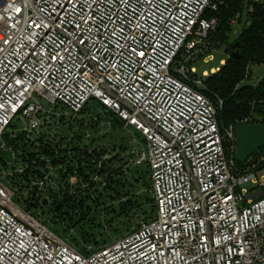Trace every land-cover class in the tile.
<instances>
[{
    "label": "built area",
    "instance_id": "2783aa9c",
    "mask_svg": "<svg viewBox=\"0 0 264 264\" xmlns=\"http://www.w3.org/2000/svg\"><path fill=\"white\" fill-rule=\"evenodd\" d=\"M85 3L94 6L85 7V14L97 13L92 31L102 33L92 37L98 42L93 54L103 57L99 63H81L82 54L75 46L64 50L74 31L66 21L79 12V5L73 8L71 0H0V40L8 41L0 43V104L5 106L0 109V137L15 117L22 120L19 129L29 138L43 130L54 133L56 128H42L52 116L78 117L95 99L121 121V128L131 127L143 137L144 146L133 138L123 154L128 156L126 166L146 162L155 214L111 243L82 252L68 235L53 232L12 200L14 190L8 183L12 169L0 165V264H264V150L244 165L227 154V148L235 152L234 125L221 130L216 106L196 88L207 71L194 76L195 66L189 63L207 48L208 33L217 20L202 14L216 4L212 0ZM16 8L22 11L17 13ZM33 20L48 27L35 28ZM230 23H238V16ZM83 27L86 38L87 25ZM121 28L125 36L135 38L143 57L121 54L119 45L126 43ZM139 28H147L149 34L142 36ZM238 32L233 29L230 36ZM57 46L64 60L45 59L49 50L56 54ZM105 63L115 65L106 76ZM114 77L120 78L114 81ZM130 79L131 86L125 83ZM97 93H103V99ZM137 120L147 132L133 123ZM102 124L110 127L111 121ZM91 134L86 130L85 137ZM0 148L12 153L4 143ZM109 156L106 152L102 159ZM13 158L12 153L9 163ZM54 175L59 177L56 167L47 164L33 185L53 184ZM93 179L101 180L97 175Z\"/></svg>",
    "mask_w": 264,
    "mask_h": 264
},
{
    "label": "trees",
    "instance_id": "16d2710c",
    "mask_svg": "<svg viewBox=\"0 0 264 264\" xmlns=\"http://www.w3.org/2000/svg\"><path fill=\"white\" fill-rule=\"evenodd\" d=\"M212 1L216 8H206L202 17L215 18L217 24L208 33L204 53L226 46L228 55L215 72L202 77V85L196 88L216 106L221 130L254 113L261 118H248V122L264 123V113L258 111V107L264 105V75L255 84L244 83L250 75V64L264 65V0ZM237 16L238 23L242 17L245 21L235 38L230 39L234 29L230 20ZM237 49L239 55L234 58L230 53ZM179 58L180 54L176 59ZM195 59L189 61L190 65ZM193 75L201 76V72ZM51 120L42 128H56L54 133L43 130L29 138L10 123V131L2 134L4 145L10 147L14 158L10 163L0 158V165L12 169L8 183L14 195L26 192V197L20 198V207L53 232L57 233L59 228L67 232L69 242L82 252L97 250L132 231L139 225L138 219L149 221L154 217L150 184L145 181L147 166L143 174L146 189L138 190L136 184L141 175L138 166H126L128 156L123 154L126 142H106L111 128L99 133L101 128H108L102 124L106 120L111 121L110 127L121 129V121L116 116L93 99V103L85 104L78 117L61 114L52 116ZM86 130L92 133L88 138ZM106 152L110 156L102 159ZM227 154L234 155V150L227 148ZM47 164L56 167L59 177L51 176L53 184L33 185V181L41 178ZM17 167L20 170H15ZM94 175L101 180H94ZM71 176H75V181H69ZM147 203L150 204L149 215L145 208ZM104 232L106 237L102 236Z\"/></svg>",
    "mask_w": 264,
    "mask_h": 264
},
{
    "label": "snow or ice",
    "instance_id": "6c2138e0",
    "mask_svg": "<svg viewBox=\"0 0 264 264\" xmlns=\"http://www.w3.org/2000/svg\"><path fill=\"white\" fill-rule=\"evenodd\" d=\"M97 2H98V0H97ZM71 3L73 5V8H75L77 5H79V12H76L74 15L70 14L71 18L66 21L67 23L72 24L74 31L72 33V36L68 37V44L64 50L68 51L73 46H75L77 49H79V52L82 54L81 63H83L84 60H88L89 62L96 60L97 63H99L101 60H103V57L102 56L98 57L97 55L93 54V49L96 48V44L98 42L93 40V38H92L93 35L102 34L99 32H93L92 31V29L94 28V17L97 15V13L94 10L88 14H85V12H84L85 7L92 9L94 6L91 3H85V0H71ZM14 11L19 13L22 10L20 8H16V9H14ZM86 15L88 16V19L85 18ZM116 15H117V19H119V14L117 13ZM45 19H48V17L45 16ZM57 19H58V17H57ZM111 22H112L111 18H109V23H111ZM141 23H146V20L142 21ZM84 25H87V37L86 38H85L86 29H85V27H83ZM32 26L35 28H42V27L47 28L48 27V25L44 24V22L42 20H33ZM139 30H140L142 36L145 34H149L147 28H139ZM65 35H67V34L65 33ZM112 35L113 36L116 35L115 28L112 29ZM120 37L126 41V43L124 45H119V47L121 49V54L124 51H128L131 53L132 56L143 57L145 55L144 52H138L137 51L139 45L137 44L135 38L132 36H125L124 32H123V28H121ZM0 43H3L6 45L8 43L6 37L3 40H0ZM60 43L64 44V41L62 40ZM101 47H103V45H101ZM60 51H61V49L57 46V52L55 55L51 54V51L49 50L44 58L48 59L50 61L51 60H61L62 61V60H64V57L59 55ZM99 51H100V49H97V53H99ZM114 67H115V65H113V64L105 63L104 64L105 76ZM73 68H75V64H73ZM61 71L67 72L68 69L67 68H61ZM116 71L119 72L118 67H116ZM133 71H135V69H133ZM96 74L99 78H102L101 73L99 71H97ZM119 78L120 77H114L113 80L115 81V79H119ZM15 83L17 85H22L23 81L16 80ZM125 83L128 84L129 86H131L132 81L130 79L128 81H125ZM105 88L108 91L109 95H111V89L107 85H105ZM121 92L124 93L125 95H130V93H126L124 91V89H121ZM97 95L101 96V98L103 99V93H97ZM141 95H143V94H141ZM103 102L105 104L112 103L109 100H104ZM4 107L5 106L3 104H0V109H3ZM10 110L14 111V108H12ZM131 111L135 112V109L133 108V109H131ZM133 123L138 124V126L140 127V129L142 131H145V132L148 131V129L145 128L143 124H140L138 120L133 121ZM217 243H219V241ZM154 247L155 246H153V248ZM5 251H7V249H5ZM78 259H79V257H77V260Z\"/></svg>",
    "mask_w": 264,
    "mask_h": 264
},
{
    "label": "rangeland",
    "instance_id": "374dc122",
    "mask_svg": "<svg viewBox=\"0 0 264 264\" xmlns=\"http://www.w3.org/2000/svg\"><path fill=\"white\" fill-rule=\"evenodd\" d=\"M245 21V17H243L241 19V21L239 23H236L234 25V29L239 31L241 28V25L243 24V22ZM236 35H231L230 39H234ZM226 46H221L219 48H212L209 52L207 53H202V55L199 58L195 59L194 62V66H195V70L196 72H202L203 70L207 71V75L210 73L215 72L220 65H222L225 61L227 54L226 51ZM207 54H212L213 55V59L208 60L204 62V58ZM250 75L248 78L245 79L244 83H249V84H255L263 75H264V65L262 64H250ZM90 103H93V99L90 100ZM44 105L46 107L51 106V104L47 101H44ZM258 118L260 119L261 116L258 115L257 113H254L252 116L250 115V117L248 118ZM247 118V119H248ZM11 124H13L15 126L14 129L16 128H22L23 127V122L21 119H18L17 117H15ZM111 128L109 131V134L106 136L105 141L109 142V143H125V142H129L132 141L133 138L136 140V144L139 143L141 145L144 146V141H143V137L137 133L133 128L129 127V128H117V127H108ZM10 127L7 128L6 132L10 131ZM4 141V137L1 136L0 137V146L3 144ZM146 170V162H142L141 164H139L137 171L139 172V174L141 175L139 181L136 184V188L138 190H143L146 189L145 187V182L143 180V174ZM2 169H0V175H1ZM145 181H149L148 178ZM251 184H247L246 186L249 187ZM21 197H26V192L21 191L19 192V194H16L13 196L12 200L18 204L19 206H22V201H21ZM145 208L147 209V215L150 214V204L147 203L145 204ZM35 209V208H34ZM140 221V219H138V222ZM57 233L61 236L67 237L68 233L67 232H62L61 228H59V230H57ZM103 237H106L107 234L104 232L102 234ZM112 237H115V235H112ZM117 239V238H116ZM116 239H112V241L116 240ZM110 242V243H111Z\"/></svg>",
    "mask_w": 264,
    "mask_h": 264
},
{
    "label": "water",
    "instance_id": "95a60500",
    "mask_svg": "<svg viewBox=\"0 0 264 264\" xmlns=\"http://www.w3.org/2000/svg\"><path fill=\"white\" fill-rule=\"evenodd\" d=\"M230 54L237 58L239 51L237 49L231 51ZM258 111L264 113V105H260ZM232 131L235 144L234 158L240 164L244 165L251 155L260 153L264 148V123L239 121L234 124ZM20 133L24 135L25 130H21ZM0 158L9 162L12 159V153L0 148Z\"/></svg>",
    "mask_w": 264,
    "mask_h": 264
}]
</instances>
